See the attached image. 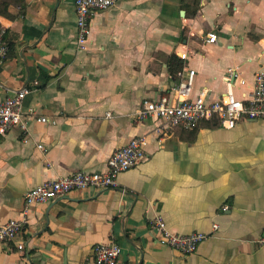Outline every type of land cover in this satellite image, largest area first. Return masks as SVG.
<instances>
[{"label":"crops","instance_id":"obj_1","mask_svg":"<svg viewBox=\"0 0 264 264\" xmlns=\"http://www.w3.org/2000/svg\"><path fill=\"white\" fill-rule=\"evenodd\" d=\"M0 24V103L29 91L26 131L0 134V225L23 219L25 248L0 244V264H92L99 243L121 247L117 264H264V122L226 130L210 120L159 135L154 119L137 117L145 102L169 96L184 68L195 71L192 96L247 95L264 69V0H119L92 16L84 49L74 0H23ZM172 56L182 62L176 74ZM142 135L146 158L116 188L24 208L34 187L105 171L116 148ZM158 216L174 234L209 237L182 255L159 241L150 224Z\"/></svg>","mask_w":264,"mask_h":264},{"label":"built area","instance_id":"obj_2","mask_svg":"<svg viewBox=\"0 0 264 264\" xmlns=\"http://www.w3.org/2000/svg\"><path fill=\"white\" fill-rule=\"evenodd\" d=\"M119 0H74V13L76 18V43L78 48L84 49L88 43L92 16L99 11L112 8ZM6 28L0 24V68L7 53L8 44L5 40ZM207 43H214L216 35H205ZM179 59H186L185 53L177 54ZM195 71L184 68L178 72L177 84L171 89L169 96L161 97L156 101L145 102L141 110L137 111L139 119L152 118L158 124L154 132L164 135L175 128L193 129L202 121L213 120L226 130L235 128L240 123L249 121L264 122V69L257 71L253 76L251 91L242 98H237L227 91L215 100L207 98L208 90L203 89L196 96H192V85ZM236 73L229 70L225 78L227 86L234 85ZM242 83V81L240 82ZM27 89L16 91L0 103V134H5L13 128L26 131L28 118L23 115L22 107ZM109 116L110 114H106ZM42 124L55 125L54 120L46 117L36 119ZM147 138L137 136L132 138L125 146L116 148L106 162V169L102 172L76 171L69 175L46 181L34 187L24 195V208L28 209L34 204H45L59 198L67 197L73 191L94 189L97 191L109 190L117 187L119 174L135 168L146 158ZM45 150L42 145L37 146ZM150 224L157 231L159 241L167 248L188 256L196 252L198 246L209 235L193 233L178 235L172 233L161 217H155ZM25 221L9 220L0 225V244L13 243L18 251L25 246L21 239ZM216 229V227H214ZM259 243L264 245V234ZM121 247L117 244H96L93 248L92 264H117L121 255Z\"/></svg>","mask_w":264,"mask_h":264},{"label":"trees","instance_id":"obj_3","mask_svg":"<svg viewBox=\"0 0 264 264\" xmlns=\"http://www.w3.org/2000/svg\"><path fill=\"white\" fill-rule=\"evenodd\" d=\"M23 0H0V15H4L10 5H22ZM182 67V62L176 57L172 56L170 59V70L172 74H176Z\"/></svg>","mask_w":264,"mask_h":264}]
</instances>
